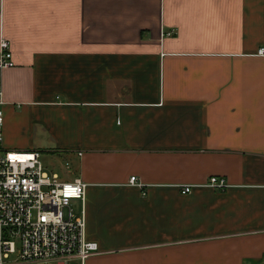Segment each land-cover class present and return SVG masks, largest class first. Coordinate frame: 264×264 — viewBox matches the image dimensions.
Instances as JSON below:
<instances>
[{"label": "crops", "instance_id": "crops-1", "mask_svg": "<svg viewBox=\"0 0 264 264\" xmlns=\"http://www.w3.org/2000/svg\"><path fill=\"white\" fill-rule=\"evenodd\" d=\"M2 38L5 147L76 166L86 264H264V0H0Z\"/></svg>", "mask_w": 264, "mask_h": 264}, {"label": "built area", "instance_id": "built-area-1", "mask_svg": "<svg viewBox=\"0 0 264 264\" xmlns=\"http://www.w3.org/2000/svg\"><path fill=\"white\" fill-rule=\"evenodd\" d=\"M260 53H264L261 50ZM16 66L8 39L0 41V264H86L99 253L87 239L84 204L87 185L62 181L48 173L39 152H14L5 147L3 74ZM132 177L131 184H137ZM210 186L225 189L224 180ZM192 186L182 193L190 194ZM75 202H81L80 214Z\"/></svg>", "mask_w": 264, "mask_h": 264}, {"label": "rangeland", "instance_id": "rangeland-1", "mask_svg": "<svg viewBox=\"0 0 264 264\" xmlns=\"http://www.w3.org/2000/svg\"><path fill=\"white\" fill-rule=\"evenodd\" d=\"M40 161L48 173H58L63 181L70 180L76 175V166L69 163L71 170L67 169V160L63 156L43 152Z\"/></svg>", "mask_w": 264, "mask_h": 264}]
</instances>
